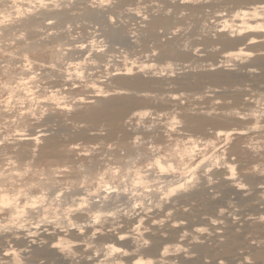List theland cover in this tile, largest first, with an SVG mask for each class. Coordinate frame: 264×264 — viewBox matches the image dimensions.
<instances>
[{
  "label": "rangeland",
  "instance_id": "obj_1",
  "mask_svg": "<svg viewBox=\"0 0 264 264\" xmlns=\"http://www.w3.org/2000/svg\"><path fill=\"white\" fill-rule=\"evenodd\" d=\"M263 1L0 0V222L61 230L99 190L153 206L166 169L199 184L196 222L226 204L209 184L245 187L229 201L253 218L217 252L263 261Z\"/></svg>",
  "mask_w": 264,
  "mask_h": 264
},
{
  "label": "bare ground",
  "instance_id": "obj_2",
  "mask_svg": "<svg viewBox=\"0 0 264 264\" xmlns=\"http://www.w3.org/2000/svg\"><path fill=\"white\" fill-rule=\"evenodd\" d=\"M261 7L262 6H256L253 10H251V12L247 11L245 14L251 15L253 18V16H255L257 12L261 10L260 9L258 11V8ZM247 22L248 21H243V25L239 24L241 30H243V26L245 25L244 23ZM249 24L250 23H247L244 27H247L246 29H250L251 26ZM242 56H247L249 58V55L244 54L241 49H239L237 53L227 55V57L230 58ZM161 165L162 168H164V165ZM164 170H162L158 175L160 179L158 181H162V184L164 183V186L162 185L163 187L160 189L162 192H160L156 186V190L151 192L152 196H148H151L153 199H155L152 201H156L157 204L148 206L149 204L145 205L143 203L145 206L138 208V206H141V203L139 201L137 203V200L135 199V205L140 203V205H137L136 207L132 202H130L131 199L127 197L128 195L126 196L121 192L117 193L116 191L114 192L109 190L100 191L98 189V193L95 191L97 195H91L90 197V195H88L90 193H87V195L90 197L88 199V204L90 206L88 208L83 207L84 205L82 206L83 211L87 213V215H84L85 217L81 219L78 218L80 220L74 222V225L70 224L73 223L70 221V223H67L69 225L65 224L66 227H62L63 229L61 228V230H57V228L54 227L55 223H49L51 221L49 219H47L49 222L47 221L48 223L46 224H41L42 222H39L38 224L40 225H36L37 223H35L33 226H27V224H23L25 221L19 219V215L22 213V211H19L16 207H10V209H12L11 211L16 213V217H11L12 219L10 221L8 220V222H0V264H16L15 255H19L21 259L24 260V264H250L247 262L246 257L238 251L228 252L225 254H219V252H217V248H219V246H225L229 248L227 246L228 229L232 228L231 230L234 232L236 231V226H241L239 225L240 223L243 222L244 224V221H248L253 218L250 214L246 215L238 213V208L234 205H231L233 203L229 201V194H232V196L242 194L245 192V187L234 184L229 179L224 180V182H226L229 186L228 190L224 189V187L223 189L220 188L221 183L216 184V182L215 184H209L211 185L210 187L214 189V192L211 191L210 195L208 194L211 199L208 198L207 195L205 197L209 199L208 201L212 200L210 204L215 206L213 201L218 203L221 200L226 201V204L225 206L222 204L224 207L221 208L216 206V208H218L217 210L211 205L210 208H215L216 210H214L216 212L215 215L212 214L211 216L210 213L208 216L206 213V216H198L203 220L201 221L204 224H207V227H205L204 224V227H201L199 226L201 222H198L200 219L197 220V216H193L194 214H199L202 210L200 211L199 209L197 210L195 208L200 212L197 213L196 211V213H193L192 208L194 207L192 205L195 202H191L193 199H197L195 197H199V184H195L193 186L190 185L191 188L187 190L188 179L186 180L187 183L184 180L185 178L182 180L185 183L177 181L175 176L176 173H173V175L170 174L169 171L167 172ZM156 180H154V182ZM204 181H206V179ZM149 182L147 183L149 184ZM154 186L155 184L153 187ZM110 190L112 189L110 188ZM147 195L145 194V198ZM138 196L140 198V195ZM78 197L80 198V196ZM203 197L202 199H204ZM82 200L83 199H80L81 202ZM85 200L87 202V199ZM147 200L148 199H146V201ZM208 201L207 203H209ZM201 204L203 205L202 202ZM210 204H207V206H210ZM199 205L197 204V206ZM65 206L64 208L68 207ZM79 206L80 204H78L77 207L75 205L76 209ZM194 206L196 207V203ZM69 207L72 206L69 204ZM22 208H24V206L21 207L20 210H22ZM200 208H202V206ZM71 209L72 208H70V211ZM65 211H68V209ZM45 215L47 216V214ZM23 218L24 217H22V219ZM43 218L45 219V217ZM60 218L58 219L60 220ZM195 218H197L196 220L199 224L195 221ZM33 219L31 221H33ZM40 219L42 218H39V221ZM25 220L27 221V219ZM31 221H29V224ZM35 222H37V220ZM200 225H202V223ZM225 239L227 240L226 242ZM69 248L70 251L68 250V252L67 249ZM112 256L115 258H112ZM256 264H264V260Z\"/></svg>",
  "mask_w": 264,
  "mask_h": 264
}]
</instances>
